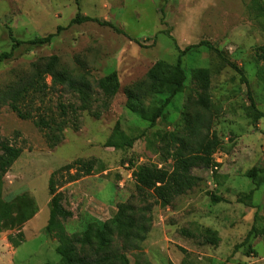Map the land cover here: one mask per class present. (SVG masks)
I'll return each mask as SVG.
<instances>
[{
    "label": "rangeland",
    "instance_id": "obj_1",
    "mask_svg": "<svg viewBox=\"0 0 264 264\" xmlns=\"http://www.w3.org/2000/svg\"><path fill=\"white\" fill-rule=\"evenodd\" d=\"M77 13L100 21L72 22ZM58 26L62 29L49 44L22 45L12 59L0 63V93L28 75L32 62L55 54L62 67L90 78L99 100L93 110L101 114L83 111L80 126L67 127L63 141L50 147L33 119L0 103V134L22 148L0 182V264L60 260V241L46 231L53 174L56 193L73 213L63 221L69 233L107 221L121 203L143 207L154 202L152 197L143 200L132 173L141 164L170 168L171 160L160 150L164 133L194 137L197 110L184 109V104L196 86V68L211 74L210 99L199 112L207 122L202 132L222 142L213 154L217 166L194 168L204 178L200 184L171 205H153L151 229L141 244L144 256L130 251V264H264V235L244 242L254 224L264 225V70L257 61L264 48V0H0V52L12 47L10 29L25 41L56 32ZM201 41L218 51L203 46L183 55L184 87L151 126L140 110L152 114L172 86L159 82L139 103L130 101L129 92L142 93L137 87L156 63L173 67L181 49ZM112 72L119 89L104 108L96 81ZM47 82L51 85L50 77ZM60 102L78 100L55 86L37 104L58 112ZM122 136L134 137L133 145H106ZM78 158L95 159L91 174L73 178L76 169L57 173ZM254 167L259 171L251 178L248 172ZM212 195L222 200L214 202ZM33 207L41 208L40 215L22 222L24 210ZM10 234H23L24 241L15 247Z\"/></svg>",
    "mask_w": 264,
    "mask_h": 264
},
{
    "label": "trees",
    "instance_id": "obj_2",
    "mask_svg": "<svg viewBox=\"0 0 264 264\" xmlns=\"http://www.w3.org/2000/svg\"><path fill=\"white\" fill-rule=\"evenodd\" d=\"M84 21H100L88 15L77 13L72 22L80 23ZM115 30L124 33L111 22H102ZM62 26H58L57 31L43 36H37L29 40L17 39L10 29L12 47L9 51L0 52V63L10 60L14 52L22 45L30 48L49 44L58 35ZM210 47V42L201 41L198 44L188 45L180 50V54L173 67H169L163 62L156 63L148 72L146 82L137 88L142 93L129 92V99L134 103H139L140 97L156 91L157 84L163 82L172 86L171 94L163 101L152 114L147 115L140 110L143 118L150 121L154 126L159 117L164 114L166 106L171 101L172 96L184 87L185 74L182 67V57L190 50L197 47ZM179 48V46H178ZM180 49V48H179ZM58 55H50L32 62L31 71L24 78L9 85L0 93V103L8 104L9 107L23 119H33L34 123L45 131V138L50 147H56L64 139V131L67 127L80 126V115L83 111H89L94 116L99 117L101 111L93 110L96 98L94 97V86L90 78L82 76L71 70L62 67ZM259 66L264 70V48L258 58ZM240 74H244L242 69L235 64H231ZM51 78V85L47 78ZM244 77V76H243ZM192 80L196 85L193 93H190L184 104V109L196 108L197 123L194 127V137L185 139L183 134L178 132L164 133L161 135V154L164 158L171 160L170 168L157 164H141L133 170V178L136 183L138 193L147 201L149 197L154 198V202H145V206L137 207L134 204L125 202L118 205L116 214L104 222L91 223L84 231L69 233L63 221L72 217L73 213L65 208L62 203V194L56 193L54 174L50 178L49 190L52 194L50 200L49 218L46 231L60 241L56 252L60 256L57 262L46 261L39 264H130L129 252H139L140 258L144 256L142 242L146 239L151 229L152 207L154 204L161 206L171 205L173 200L186 194L193 187L200 184L204 178L193 173L197 167H216L213 154L222 146L221 140L216 135H209L202 132L206 128L205 117L199 112V107H207L210 99L209 89L211 74L207 68H196L192 71ZM248 85V80L243 79ZM96 87L101 91L103 99L101 105L107 108L112 98L119 89V80L116 72H112L96 81ZM51 86V87H50ZM55 86H62L74 94L78 103H59L60 111L47 110L39 101L43 102L47 90ZM42 107V108H41ZM261 116L264 114L261 113ZM206 123H205V122ZM202 134V137H198ZM135 138L122 136L115 141L109 140L107 146L125 147L132 146ZM22 148L10 143L0 134V182L8 172L13 163L21 156ZM95 168V159L78 158L66 164L59 171H71L76 169L73 178L80 175H88ZM258 168H252L248 176L254 178ZM214 202L222 199L212 195ZM33 211L26 212L21 216V221L30 220L38 210L33 207ZM1 231V222H0ZM253 235H264V225L254 224L248 232L245 241ZM24 235H9L10 243L18 247L24 241ZM243 242V243H244ZM236 247H240V244ZM147 264L148 260H144ZM135 264H141L137 262Z\"/></svg>",
    "mask_w": 264,
    "mask_h": 264
},
{
    "label": "crops",
    "instance_id": "obj_3",
    "mask_svg": "<svg viewBox=\"0 0 264 264\" xmlns=\"http://www.w3.org/2000/svg\"><path fill=\"white\" fill-rule=\"evenodd\" d=\"M40 211H41V208H39V210H38L37 214L35 215V217H38L40 215V213H41Z\"/></svg>",
    "mask_w": 264,
    "mask_h": 264
}]
</instances>
